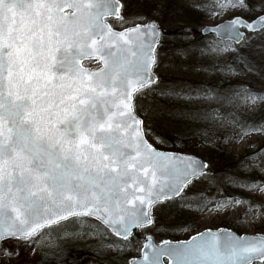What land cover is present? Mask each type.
<instances>
[{
    "label": "snow or ice",
    "instance_id": "1",
    "mask_svg": "<svg viewBox=\"0 0 264 264\" xmlns=\"http://www.w3.org/2000/svg\"><path fill=\"white\" fill-rule=\"evenodd\" d=\"M178 7L173 31L183 39L173 55L193 70H218L226 83L162 87L164 23L129 15L128 0H0V242L14 245L0 248V256L10 264L52 247L54 234L96 236L93 255L115 249L122 264H264V231L205 229L159 242L149 234L187 230L189 221L162 225L165 210L205 212L211 205L218 213L244 204V219L253 208V220L264 217L257 200L194 198L198 184L214 180L210 165L187 150H162L169 140L183 145L194 137L189 126L217 120L240 137L264 133V85L241 79L258 71L264 80V0H180ZM229 11L215 25L191 22L193 14ZM256 45L260 61L253 63L241 53ZM158 97L182 103L150 107ZM257 112L260 119L250 122ZM256 169L264 173V150L242 162V171ZM225 181L264 191V181L235 174ZM59 247L55 260L63 264ZM137 249L138 256H125Z\"/></svg>",
    "mask_w": 264,
    "mask_h": 264
},
{
    "label": "rangeland",
    "instance_id": "2",
    "mask_svg": "<svg viewBox=\"0 0 264 264\" xmlns=\"http://www.w3.org/2000/svg\"><path fill=\"white\" fill-rule=\"evenodd\" d=\"M179 2L180 0H128L129 15L143 16L164 23L167 35L165 37L166 43L161 51V63L159 65L158 75L163 77L164 83L167 86L171 85V80H180L182 83H190L193 81L195 85H198L201 81H207L209 85L221 83L218 79L226 80V77L222 74H218V70L212 68H208L207 72L199 69L193 70L189 64L182 62L179 56L173 55L176 45L180 44L183 39L178 31H173V29H177L180 26L178 23ZM248 2L250 4H258L259 0H248ZM242 11L243 10L236 9L235 14H239ZM233 14V11H229L224 15L192 16L191 22L197 27L201 25H214L228 19ZM244 14L248 15L247 12H244ZM137 22L143 23L146 21ZM205 38L212 39L213 37ZM244 53L249 60V56L254 55L256 59L252 61L253 63H258L260 61L259 45L243 51L241 55ZM231 59L232 57L228 55L224 57L226 61H230ZM91 66L94 67V65ZM241 79L247 81L246 86H252L255 89H259L264 85V80L261 79L258 71H253L251 74L241 77ZM165 80L167 82H165ZM222 82L226 83L227 80ZM260 115H258V119H260ZM219 124H221L220 121H218L217 125ZM224 125V131H226V133L229 132V135H227L224 140H221L220 145L225 155H227V159H222L215 164H210L212 169L210 175L214 177V180L198 184L190 195H193L194 198L202 195L206 197L225 198L231 195L237 198L243 197L257 200L264 205V191L237 189L234 186H229L225 181V177L232 174L242 179L264 181V173H260L258 169L253 170L251 173L242 171V162L246 161L249 154H254L258 150H264V133L255 132L240 137L234 135V133L239 132L238 128L230 123H225ZM157 146L161 147L160 145ZM167 147L168 148L162 149L175 151L171 149L174 148L171 144ZM209 149L210 148L205 150L200 149L199 151L208 152ZM209 208H211L212 211L187 212L188 217H184L182 213L169 217L170 211L165 210L160 213L162 225L171 226L189 221L190 223L188 224L187 230H180L175 227H161L149 234L154 235L159 242L162 239H172L170 237L161 238L159 234L161 231L165 232L166 235L173 234V236H177L176 239H187L191 235L201 232L202 230L217 229L219 227H229L240 234H257L264 231V217L253 220V218L257 216L255 208L247 213L248 219H244L241 215L245 212L244 204L233 206L231 210H221L218 213L213 206L210 205ZM237 217H240V219L238 220ZM192 225H195V227H192ZM52 239V247L45 246L42 249H38L35 254L26 253L24 258L20 261V264H44L41 260L42 257L45 256V253L48 254V257L52 258L60 251L59 246L64 244L69 247V252L64 253L67 258L63 264H113L105 257L102 259L100 256L93 255L92 246L96 245L98 241V237L96 236L90 235L86 239L73 241L70 237H65L60 234L59 236L53 235ZM12 247H14V245L11 243L1 242L0 244V248L3 249H10ZM103 255L106 254L104 253ZM137 255H139V251ZM0 264H10V262L5 260L3 256H0ZM11 264H15V257H13Z\"/></svg>",
    "mask_w": 264,
    "mask_h": 264
},
{
    "label": "trees",
    "instance_id": "3",
    "mask_svg": "<svg viewBox=\"0 0 264 264\" xmlns=\"http://www.w3.org/2000/svg\"><path fill=\"white\" fill-rule=\"evenodd\" d=\"M192 16L194 17V16H197V15L193 14ZM242 56L243 57H247L245 53L242 54ZM253 57H254V55L249 56L250 60H252ZM217 73L221 74L219 71ZM160 78L162 80V85L161 86L162 87H166L167 85H165L163 77L161 76ZM218 80H219V82L226 81V80H224V79L222 80L220 78ZM171 81H172L171 85L172 84H177V85L182 84V82L180 80H171ZM165 82H167V81L165 80ZM188 84H192V85L195 86V84H193V81H191ZM180 103H182V102L181 101L172 100V99H170L168 97H158L152 102L150 107H154V108H157V109H163L165 107H171L173 105H178ZM258 115H260L259 112H257L254 117H247V119L249 121H252V120H257L258 121L259 120L257 118ZM218 121L219 120H217L215 122V124H208V125L196 124V125H191L189 127L191 129H195L194 137H190L187 140V142L185 144H183V145H179V141H176V145H174L172 140H169L168 141V146L171 144L172 147H174V148H171V149L175 150V151L187 150V151H189L191 153H195L197 155H200L201 157H204L205 159H207L210 164H212V163L215 164V163H217L218 161H220L222 159H227V155H225L224 150L221 148L220 142H221V140H224L227 135H229V132L226 133V131H224V126H225L224 124L223 125L222 124L217 125ZM165 130L166 129H165L164 126H162L160 128V131H165ZM177 145H179V146H177ZM166 148H168V147H166ZM207 148H210L208 150V152H204V151L200 152L199 151L200 149L205 150ZM211 171H212V169H211ZM181 213H182V215L184 217H188L187 212H178V211H175V210H171L169 212V217L172 216V215L176 216V215L181 214ZM159 234H160L161 238L170 237L172 239H176V237H177L175 235L173 236V234L172 235H166V233L163 232V231L159 232ZM54 235H56V234H54ZM138 238H140V237H138ZM105 243H108V241H105ZM61 246H63V248H64V253L69 252V247L68 246H65V244L61 245ZM64 253H63L64 257L67 258L66 254H64ZM137 253H138V249L135 252L129 251V252L125 253V256L130 258V257H132L134 255L136 256ZM105 254L106 255H103V257L107 258L108 261L113 263V259L117 258L116 259V264H122V261H120L118 259L119 253L115 249H109V250H107L105 252ZM103 257H102V259H103ZM41 261H43L44 264H56L55 256H53L52 258L49 257V259H47V260L42 259ZM64 261H66V259Z\"/></svg>",
    "mask_w": 264,
    "mask_h": 264
},
{
    "label": "water",
    "instance_id": "4",
    "mask_svg": "<svg viewBox=\"0 0 264 264\" xmlns=\"http://www.w3.org/2000/svg\"><path fill=\"white\" fill-rule=\"evenodd\" d=\"M215 25V24H214ZM165 151H168V150H165ZM200 157V156H199ZM201 158V157H200ZM201 159H203V158H201ZM204 160V162L205 163H207L208 165H209V162L207 161V160H205V159H203ZM217 229H228V230H231V231H234V232H236L237 234H239V235H249V236H251V235H256V234H240V233H238L237 231H235L234 229H232V228H229V227H219V228H217ZM217 229H212L213 231H216ZM202 231H204V230H202ZM197 234V233H196ZM196 234H193L192 236H194V235H196ZM257 234H259V233H257ZM152 235V234H151ZM153 237H154V239H155V241L157 242V240H156V237L154 236V235H152ZM191 237V236H190ZM189 237V238H190ZM188 238V239H189ZM181 240H187V239H181Z\"/></svg>",
    "mask_w": 264,
    "mask_h": 264
}]
</instances>
